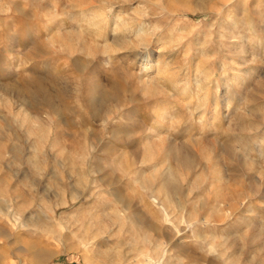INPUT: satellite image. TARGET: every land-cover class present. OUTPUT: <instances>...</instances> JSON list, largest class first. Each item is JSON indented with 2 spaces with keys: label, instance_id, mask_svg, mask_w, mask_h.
Listing matches in <instances>:
<instances>
[{
  "label": "rangeland",
  "instance_id": "1",
  "mask_svg": "<svg viewBox=\"0 0 264 264\" xmlns=\"http://www.w3.org/2000/svg\"><path fill=\"white\" fill-rule=\"evenodd\" d=\"M237 1L0 0V264H264V0Z\"/></svg>",
  "mask_w": 264,
  "mask_h": 264
},
{
  "label": "bare ground",
  "instance_id": "2",
  "mask_svg": "<svg viewBox=\"0 0 264 264\" xmlns=\"http://www.w3.org/2000/svg\"><path fill=\"white\" fill-rule=\"evenodd\" d=\"M243 3H245L244 2V0H239V1H237V3H236V6H235V9H236V11L237 10H239L240 8H241V6H243L242 4ZM246 4H248V2L246 1ZM250 4V3H249ZM248 6V5H247ZM244 8H246V7H244ZM243 8V9H244ZM247 10V9H246ZM260 10V9H259ZM262 10V9H261ZM264 10V9H263ZM103 12H102V14L100 15V18H101V20L102 21H105L106 19H108V18H106V16H107V11L106 10H102ZM247 12H249L248 10H247ZM260 12V11H259ZM227 22H226V24L229 22L228 20L229 19H231V16H227ZM97 20V19H96ZM251 23H252V21H250ZM257 23V22H256ZM120 24V23H119ZM121 25V24H120ZM257 25V24H256ZM260 26H261V24H259ZM144 26V25H143ZM262 26H263V24H262ZM145 27H140L139 29H138V34H140V36H139V39L140 40H142V41H146V39L147 38H145V34H146V30L144 29ZM115 41V40H114ZM148 41V40H147ZM120 43V42H119ZM120 45V44H119ZM153 64V63H152ZM152 64L151 65H149L148 64V68H151L152 67ZM157 66V65H156ZM153 68V67H152ZM226 69L227 68H225V67H223V69H222V72H224V73H226L225 71H226ZM213 72H210V73H208V75H211ZM233 73H236V72H233ZM230 79V78H229ZM152 81V80H151ZM207 85V84H206ZM204 86V85H202L201 86V89H203V91H204V94H203V96L202 97H200V102L198 101V105L197 106H199V107H203L202 108V110H201V118L204 116V114L206 113V111L208 110V108H210V107H208L209 106V104L210 105H213L216 109H218V100H216L215 99V97H213V96H210L211 94H210V87H209V85L208 86ZM223 86H224V88H226L227 87V82L226 81H224L223 82V84H222ZM218 87H220L219 85L218 86H216V92L219 90L220 91V89L218 88ZM222 87V86H221ZM222 91V90H221ZM215 92V93H216ZM213 93V92H212ZM218 93V92H217ZM103 96V95H102ZM219 97V96H218ZM202 98H206L207 99V101H206V103H205V101H203L202 103H201V100H202ZM204 103L206 104V106L204 105ZM226 103V102H225ZM224 103V104H225ZM208 105V106H207ZM226 106H227V103H226ZM162 107V106H161ZM161 118V117H160ZM160 124H161V121L159 122ZM158 123V124H159ZM179 147H181V146H178V145H176V144H172V142L169 144V147H168V149H169V152H170V154H173L174 155V157L176 158V160H180L181 161V159H184V161H190V158H188V156L186 157L184 154H181V149L179 148ZM168 154V153H167ZM183 156H185V157H183ZM168 175H169V172L167 173ZM165 177V176H164ZM167 181V183L169 184L170 183V181H169V179H167L166 180ZM167 184V185H168ZM170 185V184H169ZM173 186V185H172ZM172 188H175V186L174 187H172Z\"/></svg>",
  "mask_w": 264,
  "mask_h": 264
}]
</instances>
